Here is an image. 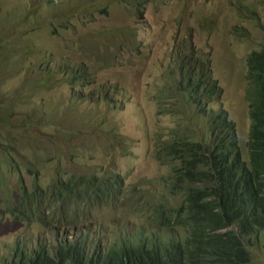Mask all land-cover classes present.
I'll list each match as a JSON object with an SVG mask.
<instances>
[{
	"label": "rangeland",
	"instance_id": "1",
	"mask_svg": "<svg viewBox=\"0 0 264 264\" xmlns=\"http://www.w3.org/2000/svg\"><path fill=\"white\" fill-rule=\"evenodd\" d=\"M263 41L264 0H0V143L15 126L19 140L11 138V147L24 152L17 167L35 173L24 177L27 191L82 173L101 180L120 173L129 187L155 190L169 175L157 149L179 120L158 116L156 93L200 59L210 89H225L247 137L248 57ZM81 67L94 84L73 90L71 72ZM1 160L0 150V200L12 185L17 200L19 180ZM118 200L89 218L95 228H118L129 204ZM129 212L144 219L142 210ZM43 232L8 216L0 224V264ZM260 239L250 246L255 264H264V230Z\"/></svg>",
	"mask_w": 264,
	"mask_h": 264
},
{
	"label": "trees",
	"instance_id": "2",
	"mask_svg": "<svg viewBox=\"0 0 264 264\" xmlns=\"http://www.w3.org/2000/svg\"><path fill=\"white\" fill-rule=\"evenodd\" d=\"M248 58L252 125L244 144L223 107L224 90L210 89L211 74H204L200 59L154 96L158 116L172 113L179 120L157 149L169 175L162 187L147 193L129 187L120 173L102 180L74 174L49 190L27 191L24 177L35 173L17 167L16 155L24 152L18 144L11 147L10 139L19 140V131L3 125L8 131L0 143L1 162L9 165L21 191L12 199V185L0 200V223L10 214L44 230L28 246L19 242L5 264H255L250 246L264 230V41ZM175 99L181 108L168 109ZM122 196L128 213L118 228L113 233L95 228L89 218L118 207ZM129 210H142L145 219L136 220ZM162 227L164 235L158 233Z\"/></svg>",
	"mask_w": 264,
	"mask_h": 264
},
{
	"label": "clouds",
	"instance_id": "3",
	"mask_svg": "<svg viewBox=\"0 0 264 264\" xmlns=\"http://www.w3.org/2000/svg\"><path fill=\"white\" fill-rule=\"evenodd\" d=\"M248 67V66H247ZM71 79H70V84H71V87H72V89L73 90H76V84H78V85H82L83 87H87V86H89V85H93L94 84V79L93 78H90L91 77V74L89 73V71L85 68V67H81V68H75L72 72H71ZM248 76V75H247ZM63 79H65V77L63 78ZM216 86H219L218 84H215L214 85V88L216 87ZM220 87V86H219ZM102 88H103V86H102ZM166 88H168V86L166 87ZM165 88V89H166ZM220 88H222V87H220ZM223 90H224V99H223V107L230 113V115H231V118H232V120L237 124V127H238V131H240V133H241V141H242V143L244 144V141L245 140H247L248 138H249V135H250V131H251V125H252V122H251V117H250V114H249V118H250V128H249V132H248V136L247 137H245L244 135H243V131L241 130V127L239 126V124H238V122L234 119V117H233V115H232V113H231V111L229 110V108H228V106H227V99H226V93H225V89L224 88H222ZM214 90V89H213ZM163 91V90H162ZM160 92V91H159ZM159 92H157L156 93V95L159 93ZM99 96H102V93H100L99 94ZM98 96V97H99ZM85 97H86V95H85ZM93 97H90V100L91 101H93ZM248 100V99H247ZM155 102V101H154ZM156 103V102H155ZM156 105H157V114H158V104L156 103ZM179 106H180V108H181V105L179 104ZM179 108V109H180ZM220 108H221V105H218V104H215V105H213V109L215 110V111H219L220 110ZM178 121V120H177ZM175 123H177V122H175ZM246 144H247V141H246ZM108 175H105L104 177H107ZM110 176H113V175H109L108 177H110ZM103 177V178H104ZM127 185H128V182H127ZM129 186V185H128ZM6 195H8V193L7 192H4ZM6 197H8V196H6ZM8 216H11L10 214H6L4 217V219L1 221V223L8 217ZM12 217V216H11ZM144 217H145V214H144ZM13 218V217H12ZM145 219V218H144ZM15 220V219H14ZM16 221V220H15ZM18 222V221H17ZM0 223V224H1ZM23 223V222H22ZM26 225V224H25ZM27 226V225H26ZM28 227V226H27ZM233 229H237V228H233Z\"/></svg>",
	"mask_w": 264,
	"mask_h": 264
},
{
	"label": "flooded vegetation",
	"instance_id": "4",
	"mask_svg": "<svg viewBox=\"0 0 264 264\" xmlns=\"http://www.w3.org/2000/svg\"><path fill=\"white\" fill-rule=\"evenodd\" d=\"M0 135H2V134H0Z\"/></svg>",
	"mask_w": 264,
	"mask_h": 264
}]
</instances>
